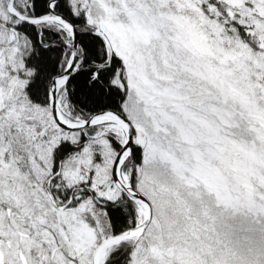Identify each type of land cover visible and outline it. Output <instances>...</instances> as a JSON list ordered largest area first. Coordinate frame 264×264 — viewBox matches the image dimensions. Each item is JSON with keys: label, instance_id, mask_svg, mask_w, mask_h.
Returning a JSON list of instances; mask_svg holds the SVG:
<instances>
[{"label": "snow or ice", "instance_id": "obj_1", "mask_svg": "<svg viewBox=\"0 0 264 264\" xmlns=\"http://www.w3.org/2000/svg\"><path fill=\"white\" fill-rule=\"evenodd\" d=\"M0 264H264V0H0Z\"/></svg>", "mask_w": 264, "mask_h": 264}]
</instances>
